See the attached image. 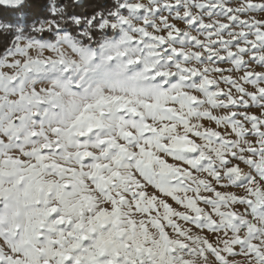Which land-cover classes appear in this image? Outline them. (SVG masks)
Instances as JSON below:
<instances>
[{
	"label": "snow or ice",
	"instance_id": "snow-or-ice-1",
	"mask_svg": "<svg viewBox=\"0 0 264 264\" xmlns=\"http://www.w3.org/2000/svg\"><path fill=\"white\" fill-rule=\"evenodd\" d=\"M84 7L0 0V264H264V0Z\"/></svg>",
	"mask_w": 264,
	"mask_h": 264
},
{
	"label": "trees",
	"instance_id": "trees-1",
	"mask_svg": "<svg viewBox=\"0 0 264 264\" xmlns=\"http://www.w3.org/2000/svg\"><path fill=\"white\" fill-rule=\"evenodd\" d=\"M26 3L31 5V8L29 9L31 13L38 14L40 11V6L43 3V0H26ZM95 3L96 0H84L85 7L83 9H79L78 11L89 12L95 6Z\"/></svg>",
	"mask_w": 264,
	"mask_h": 264
},
{
	"label": "rangeland",
	"instance_id": "rangeland-1",
	"mask_svg": "<svg viewBox=\"0 0 264 264\" xmlns=\"http://www.w3.org/2000/svg\"><path fill=\"white\" fill-rule=\"evenodd\" d=\"M183 26V25H182ZM228 65H222V67H227Z\"/></svg>",
	"mask_w": 264,
	"mask_h": 264
}]
</instances>
